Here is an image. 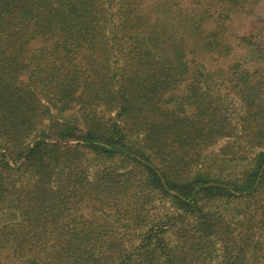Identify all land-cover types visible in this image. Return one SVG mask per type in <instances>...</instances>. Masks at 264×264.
<instances>
[{
	"label": "trees",
	"instance_id": "16d2710c",
	"mask_svg": "<svg viewBox=\"0 0 264 264\" xmlns=\"http://www.w3.org/2000/svg\"><path fill=\"white\" fill-rule=\"evenodd\" d=\"M259 2L0 0V264H264Z\"/></svg>",
	"mask_w": 264,
	"mask_h": 264
},
{
	"label": "rangeland",
	"instance_id": "374dc122",
	"mask_svg": "<svg viewBox=\"0 0 264 264\" xmlns=\"http://www.w3.org/2000/svg\"><path fill=\"white\" fill-rule=\"evenodd\" d=\"M173 2L178 1L183 9H192L194 8H201L198 3L202 2L203 0H172ZM198 2L195 4H191V2ZM170 18V17H169ZM170 23L173 26H176L175 19L171 17ZM229 26L226 29L228 33V40L231 44L235 46L234 53L231 54L232 59L235 58L236 54H240L242 49L237 47L236 42L239 37L241 36H251L253 40H260L264 43V2L259 3H247L242 7L235 8L232 11L230 16V20L228 21ZM206 61V58H205ZM264 62V61H263ZM250 65L253 67L255 66L253 62H250ZM215 65L210 66V68H214ZM182 90L178 91V95L180 96ZM218 144L216 146L211 147L209 150H219Z\"/></svg>",
	"mask_w": 264,
	"mask_h": 264
}]
</instances>
